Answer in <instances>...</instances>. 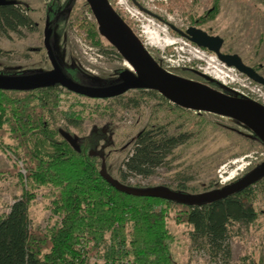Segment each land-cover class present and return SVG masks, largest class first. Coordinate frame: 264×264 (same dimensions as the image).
Masks as SVG:
<instances>
[{
	"label": "rangeland",
	"instance_id": "374dc122",
	"mask_svg": "<svg viewBox=\"0 0 264 264\" xmlns=\"http://www.w3.org/2000/svg\"><path fill=\"white\" fill-rule=\"evenodd\" d=\"M20 1L28 7L26 12L36 28L22 29L20 35H0V47L6 51L0 54V74L41 72L52 67L43 42L47 25L45 4L49 0ZM56 1L58 11L50 41L59 63L76 65L100 86L117 82L120 70L125 68L122 58L111 51L114 48L102 36L99 38L101 48L94 45L85 30L78 26L84 16L93 19L89 7L83 3L86 1ZM133 1L109 2L128 26L130 38L142 53L152 56L173 73L203 82L208 80L200 75L201 72L215 78L213 74L217 68H223L230 77H224L219 83L231 95L246 92L254 86L245 74L228 69L213 52L198 48L178 33V30L184 31L190 26V17L202 14L211 0H189L190 4L171 0ZM217 10L216 16L200 27L223 38V52L239 54V58L256 67L264 76V0H219ZM122 95L119 98H90L62 89L59 111L48 115L50 127L56 130L57 138L61 137V130L64 131L65 127L76 138L86 136L93 127L105 129L103 137L106 139L98 141L102 147L101 161L107 174L114 178L119 177L118 167L131 151L133 137L140 129L165 124L169 133L189 131L190 139L178 145L168 156V161L155 168L151 175H128L127 181L139 187L165 185L176 188L183 182L189 194L209 192L264 163V146L255 140L250 129L237 121L207 114L209 112L196 114L194 111L168 110L156 95H139L132 88ZM124 97L135 98L136 104L126 103ZM250 97L254 96L250 94ZM71 111L80 115L78 125L68 123L66 116ZM13 144L7 136L0 142V168H11L16 162L9 149ZM20 171L24 172L22 168ZM22 188L15 174L0 173V214L8 210L7 206L21 194ZM51 198L49 189H35L28 210L30 225L45 230L59 220V216L50 210ZM252 204L257 210L253 222L229 225L225 240L230 249L228 256L203 246L200 241H193L190 238L191 225L177 222L172 206L167 220L168 228L176 238L171 243L175 264H264V200L261 195H255ZM85 264L106 263L99 256H91L85 259Z\"/></svg>",
	"mask_w": 264,
	"mask_h": 264
},
{
	"label": "trees",
	"instance_id": "16d2710c",
	"mask_svg": "<svg viewBox=\"0 0 264 264\" xmlns=\"http://www.w3.org/2000/svg\"><path fill=\"white\" fill-rule=\"evenodd\" d=\"M171 1L189 3V0ZM56 3V0H49L45 4V29L49 32L50 46L51 28L58 11ZM27 9L19 0H0V35H20L22 29L34 30L36 24ZM217 9L219 0H211L202 14L190 17V25L201 26L213 19ZM78 26L85 30L94 45L102 48L101 34L93 19L84 16ZM123 26L129 32L125 22ZM111 51L121 57L115 49ZM5 53L0 47V54ZM57 62L65 77L84 86H100L76 65ZM219 82L213 78L206 83L225 91ZM62 89L57 82L25 89L0 88V142L5 136L9 137L14 142L9 149L16 158L11 168H0V173L15 174L23 187L21 194L7 206L8 210L0 214V264H85V259L91 256L101 257L106 264H175L171 243L176 238L170 232L167 220L172 206L175 208L174 219L191 225L193 241H200L203 246L228 256L230 249L225 240L229 225L249 224L257 218L252 203L255 195H261L264 200V174L229 194L199 203L125 193L105 179L107 172L98 143L99 139H106L103 137L105 129L93 127L86 136L75 137L76 148L62 135L57 138L56 130L50 127L48 115L59 111ZM136 91L143 96L156 95L168 110L194 111L169 102L156 90ZM66 92L73 93L71 90ZM120 96L123 95L114 98ZM123 99L126 103L136 104L135 98ZM66 118L72 125H78L81 120L73 111L67 113ZM64 131L75 136L66 127ZM251 132L264 146L263 136ZM134 136L133 147L122 159L116 179L125 185L139 187L127 181L128 175H151L155 168L168 161V156L178 145L190 139L191 133L186 130L169 133L165 124H158L144 127ZM38 187L49 189L52 196L50 210L59 216V220L45 230L30 225L28 213ZM167 187L188 193L183 182L176 188Z\"/></svg>",
	"mask_w": 264,
	"mask_h": 264
},
{
	"label": "water",
	"instance_id": "95a60500",
	"mask_svg": "<svg viewBox=\"0 0 264 264\" xmlns=\"http://www.w3.org/2000/svg\"><path fill=\"white\" fill-rule=\"evenodd\" d=\"M90 9L96 27L103 37L128 63L130 68H123L119 72V80L102 86H84L63 74L57 59L49 45V32L44 36V45L52 66L50 70L30 74H0V88H34L57 82L64 89L90 98H112L124 94L132 89H153L163 98L182 108L194 111L213 113L237 121L257 133L264 135V106L263 104L231 95L206 82L180 76L164 68L156 59L138 50L126 31L124 21L114 9L110 0H85ZM180 36L185 37L198 47H203L215 54L216 58L226 66L245 74L248 78L264 86V76L252 66L246 64L237 53L223 52L221 45L223 38L213 35L200 26L190 25L184 31L178 30ZM206 80L213 78L206 73H200ZM238 94V93H235ZM72 147L77 148L76 136L61 131ZM264 137V136H263ZM264 174V163L254 167L246 175L221 188L202 193L189 194L168 188L165 185L151 187H134L119 182L109 174H105L106 181L118 190L128 194L162 197L181 202L199 203L220 198L244 186L253 179ZM123 184V185H122Z\"/></svg>",
	"mask_w": 264,
	"mask_h": 264
},
{
	"label": "built area",
	"instance_id": "2783aa9c",
	"mask_svg": "<svg viewBox=\"0 0 264 264\" xmlns=\"http://www.w3.org/2000/svg\"><path fill=\"white\" fill-rule=\"evenodd\" d=\"M222 65H224L223 62H222ZM225 67H227L230 70L231 69L232 70L235 69L234 67H229V66H225ZM224 75H226V76H224ZM227 76H228V78L230 77L228 72L224 71L223 68H217V70L213 74V77H215L214 79H216V80L219 79V81L222 80V79H223L222 81H224V77H227ZM248 79H249L248 82H253V80H251L250 78H248ZM233 89L236 90L235 88H233ZM238 94L242 95L244 98H248V99L257 101V102L263 104V106H264V86L259 84V83H257V82H254V86L253 87H249V90H247L246 92L245 91H241V92L238 91ZM250 94L253 95L254 97L253 98L250 97Z\"/></svg>",
	"mask_w": 264,
	"mask_h": 264
},
{
	"label": "flooded vegetation",
	"instance_id": "af4514ba",
	"mask_svg": "<svg viewBox=\"0 0 264 264\" xmlns=\"http://www.w3.org/2000/svg\"><path fill=\"white\" fill-rule=\"evenodd\" d=\"M257 71H258V70H257ZM253 168H254V167H253ZM253 168H252V169H253ZM252 169H250V170H252ZM250 170H248V171H246L245 173L241 174L240 176L236 177L235 179H233V180H232L231 182H229L228 184H230V183L236 181L237 179H240L241 177H243L244 175H246Z\"/></svg>",
	"mask_w": 264,
	"mask_h": 264
},
{
	"label": "bare ground",
	"instance_id": "6f19581e",
	"mask_svg": "<svg viewBox=\"0 0 264 264\" xmlns=\"http://www.w3.org/2000/svg\"><path fill=\"white\" fill-rule=\"evenodd\" d=\"M122 63L124 64L125 67L130 68V70H131V67L128 63H126L125 61H123Z\"/></svg>",
	"mask_w": 264,
	"mask_h": 264
},
{
	"label": "crops",
	"instance_id": "0c3cea01",
	"mask_svg": "<svg viewBox=\"0 0 264 264\" xmlns=\"http://www.w3.org/2000/svg\"><path fill=\"white\" fill-rule=\"evenodd\" d=\"M20 1V0H19Z\"/></svg>",
	"mask_w": 264,
	"mask_h": 264
}]
</instances>
